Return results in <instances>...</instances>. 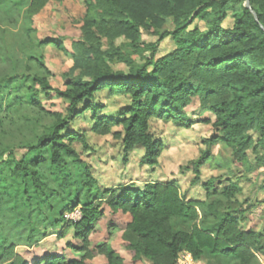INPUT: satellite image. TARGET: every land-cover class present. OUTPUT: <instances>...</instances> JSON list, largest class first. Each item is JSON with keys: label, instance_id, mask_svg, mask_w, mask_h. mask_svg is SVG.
I'll return each mask as SVG.
<instances>
[{"label": "trees", "instance_id": "trees-1", "mask_svg": "<svg viewBox=\"0 0 264 264\" xmlns=\"http://www.w3.org/2000/svg\"><path fill=\"white\" fill-rule=\"evenodd\" d=\"M245 1L0 0V19L6 22L0 60L9 66L16 63L4 41L10 26L21 20L31 26L36 16L46 15L58 31L72 30L73 13L82 12L84 22L82 37L72 44L73 66L64 73L70 77L64 88L51 85L48 75L54 74L43 61L44 75L0 76V264H176L184 250L198 261L219 257L256 264L264 257V232L243 226L247 201L239 198L238 183L231 181L218 193L217 178L210 177L203 182L204 200L189 199L178 180L102 187L76 147L91 149L86 132L71 129L74 120L90 115L92 132L121 141L125 163L142 147V162L155 167L165 144L152 133V118L184 129L199 121L211 124L218 134L205 141L208 147L197 159L181 166L182 173H194L192 185L201 182L216 142L244 160L252 143L249 132L256 131L253 150L264 149V0H250L258 21ZM228 9H233V24L224 27ZM166 18L175 29L160 32ZM196 19H207L208 29L191 28ZM144 30L157 40L145 42ZM105 35L125 38L134 53L151 50L153 55L141 66L115 70L126 57L111 40L103 43ZM168 35L176 50L154 60ZM52 42L68 52L61 37L40 45L45 49ZM52 92L67 101L66 112L44 105L41 94L51 97ZM102 93L125 96L129 103L118 115H105ZM196 98L214 121L190 117L187 108ZM47 119L50 123L43 122ZM6 127L16 131L14 136ZM16 150L24 152L19 157ZM77 208L80 219L65 216ZM72 230L61 255L28 260L18 251L39 247L52 235L63 239Z\"/></svg>", "mask_w": 264, "mask_h": 264}, {"label": "rangeland", "instance_id": "rangeland-1", "mask_svg": "<svg viewBox=\"0 0 264 264\" xmlns=\"http://www.w3.org/2000/svg\"><path fill=\"white\" fill-rule=\"evenodd\" d=\"M86 0H81L84 5ZM228 16L222 22V26L231 27L233 24V9H228ZM56 16L60 13L55 12ZM76 16L75 29L58 31L57 25L54 21L48 20L46 15H38L35 17L31 26L20 21L19 25L15 28L9 27L5 40L6 44L11 45L13 48V58L15 62L13 65H6L0 60V76L17 71L21 75L33 77L34 75H44V70L39 66V62L43 61L52 70L54 75H48L51 85L54 88H64L67 79L64 73L69 72L73 66V48L72 44L78 41L83 34L82 26L84 24L81 14L73 13ZM92 17L93 13L91 14ZM6 22L4 19H0V30L4 28ZM200 27L206 31L208 29L207 19H196L191 28ZM29 27L31 29H29ZM175 29L172 18H166V23L160 29V32H171ZM61 37L62 42L68 52L56 54L50 53L49 58L45 54L41 42L50 39ZM157 35L152 31H145L143 39L145 42H155ZM110 40L117 47H121L125 54V61H118L114 64L115 70H129L131 64L135 66H141L145 63L147 58L152 57L153 52L151 50H144L141 53H134L132 47L129 45V41L123 37L110 38L105 35L103 43L108 44ZM55 42V41H54ZM54 42L50 45L54 46ZM0 46L3 43L0 42ZM123 46V47H122ZM176 43L171 35L165 37V39L157 46L154 52V60L168 56L176 50ZM44 52V58L41 57ZM100 100H102L107 106L102 111L105 115L115 116L118 115L120 109L124 108L129 99L121 95H109L108 93L99 94ZM41 100L44 105L51 111L66 112L67 101L59 98L55 92H52L51 97H47L45 94H41ZM187 111L191 118L195 120H201L205 117H210L213 121L215 116L200 107V100L196 98L192 105L187 108ZM50 119L43 121L50 123ZM92 121L90 115L86 117L76 119L72 122L71 129H82L86 132L88 143L91 149H85L81 143H76V147L82 158L92 165V171L98 181L106 186H114L121 182H131L130 185H138L144 183L147 180L157 181H169L175 178L179 179L182 191L189 193L194 198L204 197L205 190L201 183L192 185V179L194 173L189 170L182 173L181 166L189 165V163L197 159L202 150L207 149L208 145L205 141L208 138L218 134L211 124H205L203 122H197L189 129L178 127L171 122H165L156 118L151 119V131L154 136L162 140L165 144L164 151L159 159V164L155 167H151L142 162L144 156V149L137 147L132 150L128 157V162L123 161V147L120 140L114 139L112 135L100 136L91 131ZM6 131L12 133L15 132L10 127H6ZM121 127H117L116 130H120ZM18 133V131H17ZM16 133V134H17ZM249 134L252 137V143L248 147L247 157L244 160L239 159V153H234L229 146L223 142H216L211 147L210 158L206 161L205 165L201 169V182L208 180L210 177L217 178L214 186V191L220 193L229 182L233 181L241 186V192L239 198L242 201H247L248 205H251V211L249 213V219L253 226H264V149L253 150V144H255L259 138L256 131H250ZM13 137L9 136L6 142L9 143ZM24 151L16 150L17 156H21ZM138 181V182H137ZM76 210H80L77 208ZM75 211V210H74ZM73 211V212H74ZM73 212L66 213V217L72 216ZM67 239L72 240L73 234L70 233ZM66 239V240H67ZM66 240L57 243L54 239H51L44 246H66ZM25 254H28L25 252ZM146 264H151L146 261ZM198 264H237L232 260L223 258H211L203 257L198 261ZM256 264H264V257H261Z\"/></svg>", "mask_w": 264, "mask_h": 264}, {"label": "crops", "instance_id": "crops-1", "mask_svg": "<svg viewBox=\"0 0 264 264\" xmlns=\"http://www.w3.org/2000/svg\"><path fill=\"white\" fill-rule=\"evenodd\" d=\"M45 54L46 56L49 58L50 56V53H53V54H56L57 56H59L61 53L60 50L54 45V46H51V45H47L45 47ZM174 180H178L177 178H175ZM147 181H157V180H147ZM145 181L144 183L142 184H139L138 182V185H136V187H143L144 184L147 182ZM170 181V180H169ZM134 181H131L130 183L129 182H121L119 184H116L114 186H117V185H121V184H128L130 185L131 183H133ZM203 182H200L202 187H203ZM100 183V182H99ZM180 183V181H179ZM134 184V183H133ZM100 185L102 187H112V186H106V185H103L100 183ZM180 186H181V183H180ZM181 189H182V186H181ZM204 189V188H203ZM188 195V198L189 199H194V200H204L206 198V193H205V196L204 197H199V198H194L193 196H191L189 193H187ZM248 203H244V209H247L246 212H245V216H246V219L245 221L243 222V226L245 227V229H254L256 231H261V232H264V226L263 227H257V226H253L252 225V222L250 221L249 219V213L251 211V208H249V206H247ZM70 233L73 234V230L70 231ZM69 233V234H70ZM68 234V235H69ZM68 235L63 238V239H59L57 238L55 235H52V236H49L48 238H46L39 247H35V248H28V247H19L18 248V251L28 260H33V259H41L42 257H44L45 255H50V254H57V255H61L63 254L65 251H66V246H59V244H56L55 246H44L46 243H48L49 241H51V239H54L57 243H60L62 242L63 240H66ZM70 239H67L66 240V244L67 242L69 241ZM28 253V254H25Z\"/></svg>", "mask_w": 264, "mask_h": 264}, {"label": "built area", "instance_id": "built-area-1", "mask_svg": "<svg viewBox=\"0 0 264 264\" xmlns=\"http://www.w3.org/2000/svg\"><path fill=\"white\" fill-rule=\"evenodd\" d=\"M80 218L81 210H75L72 216H69V219L72 220H78ZM176 264H198V260H196L190 252L184 250L179 253Z\"/></svg>", "mask_w": 264, "mask_h": 264}, {"label": "water", "instance_id": "water-1", "mask_svg": "<svg viewBox=\"0 0 264 264\" xmlns=\"http://www.w3.org/2000/svg\"><path fill=\"white\" fill-rule=\"evenodd\" d=\"M245 6L248 8V9H251V4H250V0H246L245 1ZM252 10V9H251ZM252 13L254 14L256 20L258 21V16H257V13L255 11L252 10Z\"/></svg>", "mask_w": 264, "mask_h": 264}]
</instances>
